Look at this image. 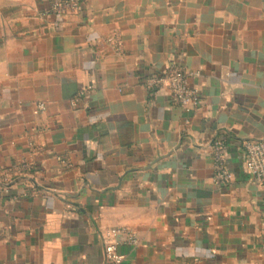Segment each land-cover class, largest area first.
<instances>
[{"label": "crops", "instance_id": "obj_1", "mask_svg": "<svg viewBox=\"0 0 264 264\" xmlns=\"http://www.w3.org/2000/svg\"><path fill=\"white\" fill-rule=\"evenodd\" d=\"M48 9L0 0V264H104L121 228L139 240L118 237L124 264H264V187L243 171L244 144L264 139V0ZM173 62L198 73L199 109L144 86Z\"/></svg>", "mask_w": 264, "mask_h": 264}, {"label": "built area", "instance_id": "obj_2", "mask_svg": "<svg viewBox=\"0 0 264 264\" xmlns=\"http://www.w3.org/2000/svg\"><path fill=\"white\" fill-rule=\"evenodd\" d=\"M48 13L58 17H67L77 14L81 10L82 0H47ZM118 54L123 53V44L118 32H114L107 40ZM198 73L189 71L184 64L173 62L167 70L162 73L151 74L144 80V86L153 95L162 90L168 92L172 105L181 109H199L201 96L198 89L191 85V79L196 78ZM86 91L80 92L71 100V106L77 108L83 100ZM39 112L46 111L43 103L36 105ZM227 143L215 139L211 143V159L213 167V182L219 188L227 187L232 178V173L226 163ZM60 162L66 164L64 158ZM28 163H22L19 170L28 172L31 169ZM243 171L259 186L264 187V139L248 141L244 144ZM126 237V246H137L139 240L136 234L128 229H114L111 231L112 239L104 249V264H124L125 254L120 252L121 243L118 237Z\"/></svg>", "mask_w": 264, "mask_h": 264}]
</instances>
